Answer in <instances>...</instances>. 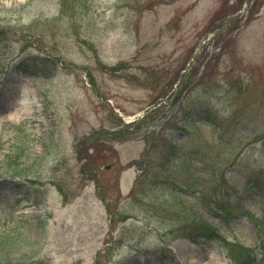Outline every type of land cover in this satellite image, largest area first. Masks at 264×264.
I'll return each mask as SVG.
<instances>
[{
	"label": "rangeland",
	"instance_id": "1",
	"mask_svg": "<svg viewBox=\"0 0 264 264\" xmlns=\"http://www.w3.org/2000/svg\"><path fill=\"white\" fill-rule=\"evenodd\" d=\"M0 33V172L21 144L32 177L0 176V233L22 264H232L186 237L206 221L262 246L264 0H0ZM30 56L53 72H18Z\"/></svg>",
	"mask_w": 264,
	"mask_h": 264
},
{
	"label": "trees",
	"instance_id": "2",
	"mask_svg": "<svg viewBox=\"0 0 264 264\" xmlns=\"http://www.w3.org/2000/svg\"><path fill=\"white\" fill-rule=\"evenodd\" d=\"M1 34V33H0ZM32 61V62H31ZM49 61L48 59H45L40 56H30L27 58L26 61H21L17 66L18 70L35 77H39L40 73L42 76L47 77L49 76L53 71H50L49 66L47 65ZM20 145V146H19ZM27 147V146H26ZM26 147H24L21 144H18L13 149V153L15 154L14 157L7 155L4 159L5 167H8V170H17V174H19L18 168L19 165H17V159L20 157H23L24 153H26ZM3 148V142L0 141V151ZM16 171L13 173L15 174ZM32 193V192H31ZM200 228L204 232L211 231V228L208 225H205L203 223H199ZM24 245V241L20 239L19 237H14L12 233H0V250L3 249V255L0 256V264H21L23 262L22 258H26L25 253H21L19 258H12L11 254H15L21 250V247ZM231 247V246H230ZM247 250H244L237 254V258H240L243 260L245 257L249 258V253L246 252ZM232 255H235L234 251L231 249ZM240 264H243L240 261Z\"/></svg>",
	"mask_w": 264,
	"mask_h": 264
},
{
	"label": "bare ground",
	"instance_id": "3",
	"mask_svg": "<svg viewBox=\"0 0 264 264\" xmlns=\"http://www.w3.org/2000/svg\"><path fill=\"white\" fill-rule=\"evenodd\" d=\"M27 81V80H26ZM199 262V261H198Z\"/></svg>",
	"mask_w": 264,
	"mask_h": 264
}]
</instances>
